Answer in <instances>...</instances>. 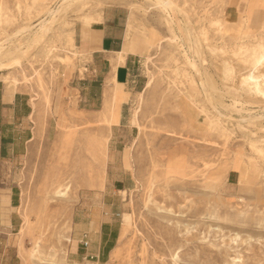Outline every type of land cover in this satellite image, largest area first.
Wrapping results in <instances>:
<instances>
[{"label":"rangeland","instance_id":"374dc122","mask_svg":"<svg viewBox=\"0 0 264 264\" xmlns=\"http://www.w3.org/2000/svg\"><path fill=\"white\" fill-rule=\"evenodd\" d=\"M61 1L0 0V84L27 94L33 111L23 124L32 140L0 160V264H264V120L240 121L264 111V61L253 68L264 18L254 27L248 13L264 0H169L168 12L156 0H79L30 46L34 34L18 31ZM116 18L135 57L118 123L77 91L88 81L80 38ZM243 69L259 76L252 94ZM231 170L241 181L228 182ZM118 179L128 186L111 259L71 257L82 195Z\"/></svg>","mask_w":264,"mask_h":264},{"label":"crops","instance_id":"0c3cea01","mask_svg":"<svg viewBox=\"0 0 264 264\" xmlns=\"http://www.w3.org/2000/svg\"><path fill=\"white\" fill-rule=\"evenodd\" d=\"M235 18L241 14L238 8L234 10ZM251 26H259L263 22L264 10L253 6L249 12ZM119 23L114 19H105L103 24L88 34V38L79 40L86 62V85L77 89L80 94V105L92 112H97L107 120L121 122V107L126 102L128 94L122 87L132 82V65L135 64L134 54L125 47L124 37L119 32ZM86 34V36H87ZM110 85H116L117 88ZM10 87L0 84V160L17 152L16 143H27L32 140L25 132L23 124H29L33 114L32 105L27 94L14 91ZM75 93V90H72ZM120 119V120H119ZM22 126L17 131L16 124ZM117 124H113L116 127ZM18 128V127H17ZM26 129L30 130L29 127ZM25 133L27 135L25 136ZM264 145V144H263ZM10 151V154H9ZM237 170H231L227 180L230 184L241 181ZM2 173H0V191L2 189ZM125 179L114 180L104 188L87 190L81 197L79 207L74 216V228L70 256L76 259H95L108 262L119 238V219L123 208L121 189L126 188ZM8 207H10L9 222L11 227L19 223L16 214V193L10 188L8 193ZM2 220V206H0V222ZM87 234L89 245L82 246L83 235ZM74 240V241H73Z\"/></svg>","mask_w":264,"mask_h":264},{"label":"bare ground","instance_id":"6f19581e","mask_svg":"<svg viewBox=\"0 0 264 264\" xmlns=\"http://www.w3.org/2000/svg\"><path fill=\"white\" fill-rule=\"evenodd\" d=\"M76 1H79V0H62L59 5L50 10L49 11V15L42 19L37 25H35L34 27H28V26H25V27H22L18 33L20 35H24L25 33H30L31 34H34V40L32 42V44H30V46L32 45H38L40 42H42L43 40H45V38L47 37V35L49 34L50 30H51V26L52 24H54L53 22L56 21L58 15H60L62 12L66 11L70 6H73L72 4ZM156 4L163 10V11H166L168 12L169 9H172V4L169 0H156L155 1ZM156 6V5H155ZM129 25V24H128ZM17 35V34H16ZM15 36V35H14ZM14 36H10V37H14ZM9 39V38H8ZM29 46V47H30ZM33 47V46H32ZM35 47V46H34ZM31 49V47H30ZM4 50H5V47H4V43H0V57L4 55ZM10 50V49H9ZM33 50V49H31ZM11 51V50H10ZM15 51H20L19 48H15ZM27 51V49H26ZM30 51V50H29ZM28 51V52H29ZM7 52V51H6ZM13 52V51H12ZM11 52V53H12ZM24 52V50H23ZM10 53V54H11ZM8 54V57H10ZM21 54V53H19ZM5 56V55H4ZM16 56V55H15ZM14 57V56H13ZM18 57V56H17ZM16 61H13L15 63L14 64H18L19 61H17L16 57H14ZM12 60V59H11ZM262 61H264V53H262L260 55V58H258V63L256 64H253V68H256ZM189 63L190 65L192 66V68H197L196 66V62L195 60H192V59H189ZM4 64V63H3ZM2 63H0V68L3 67ZM10 64V63H9ZM6 65V67L10 66V65ZM11 68V66H10ZM193 68V69H194ZM200 70V69H199ZM232 69L230 68L229 66V63H226L225 65V78H230L233 76V72L231 71ZM235 75V74H234ZM236 77L238 78V80L241 82V84L243 85L242 86V89L241 91L243 92H247V93H250L252 94V90L255 89V83L257 81H259V76H256L254 75V70H247V69H243L242 71H240L239 73H237ZM262 80V79H261ZM201 82V81H200ZM200 84V83H199ZM204 83L201 82V85L202 87L204 88L203 90L206 89V86L203 85ZM201 87V86H200ZM207 91V90H206ZM216 110V109H215ZM263 110V109H262ZM219 112V111H218ZM245 112V111H244ZM220 114V113H219ZM241 120H244V121H247V122H250V123H253L255 124L256 122L258 121H261V120H264V111L261 112V113H257V114H254V113H248L247 116H241ZM264 130V129H263ZM261 153V152H260ZM259 154V153H258ZM66 193L63 191V190H57V193H56V196L58 197H62L64 196Z\"/></svg>","mask_w":264,"mask_h":264},{"label":"built area","instance_id":"2783aa9c","mask_svg":"<svg viewBox=\"0 0 264 264\" xmlns=\"http://www.w3.org/2000/svg\"><path fill=\"white\" fill-rule=\"evenodd\" d=\"M88 245H89V239H88L87 234L85 233L83 235L82 246L87 247Z\"/></svg>","mask_w":264,"mask_h":264}]
</instances>
